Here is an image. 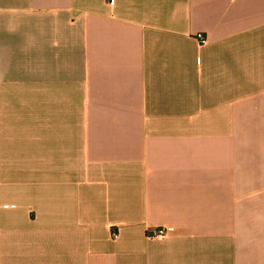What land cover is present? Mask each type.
Returning a JSON list of instances; mask_svg holds the SVG:
<instances>
[{"label": "crops", "instance_id": "1", "mask_svg": "<svg viewBox=\"0 0 264 264\" xmlns=\"http://www.w3.org/2000/svg\"><path fill=\"white\" fill-rule=\"evenodd\" d=\"M0 264H264V0H0Z\"/></svg>", "mask_w": 264, "mask_h": 264}, {"label": "built area", "instance_id": "2", "mask_svg": "<svg viewBox=\"0 0 264 264\" xmlns=\"http://www.w3.org/2000/svg\"><path fill=\"white\" fill-rule=\"evenodd\" d=\"M197 40L200 44H204L207 42V38L203 34H198L197 35ZM173 228L167 227V228H158L154 231L153 237H163L166 236L167 234L173 232Z\"/></svg>", "mask_w": 264, "mask_h": 264}]
</instances>
